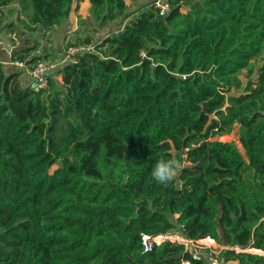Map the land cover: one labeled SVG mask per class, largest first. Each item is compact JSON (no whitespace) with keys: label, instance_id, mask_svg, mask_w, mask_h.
<instances>
[{"label":"trees","instance_id":"1","mask_svg":"<svg viewBox=\"0 0 264 264\" xmlns=\"http://www.w3.org/2000/svg\"><path fill=\"white\" fill-rule=\"evenodd\" d=\"M83 1L0 0V36L25 45L8 59L58 63L36 92L0 62V264H208L170 240L144 251L173 231L264 264V0H165L164 16L89 0L114 29L71 61L36 54L30 34ZM237 116L244 154L217 140ZM173 157L165 187L151 172Z\"/></svg>","mask_w":264,"mask_h":264},{"label":"rangeland","instance_id":"2","mask_svg":"<svg viewBox=\"0 0 264 264\" xmlns=\"http://www.w3.org/2000/svg\"><path fill=\"white\" fill-rule=\"evenodd\" d=\"M129 11H136L143 7L145 4H148L150 2L154 3H160L161 0H125ZM165 1V0H163ZM157 3V4H158ZM111 29V30H110ZM114 28H109V30L106 29H100L99 24L94 20V18L90 14V3L89 0H84L79 6L74 4L72 8L70 9L69 13H66L64 11V18L62 23L49 30V31H41L38 30L37 32L30 34L32 40L36 41L38 43L36 54H42L44 56L53 57L56 54V51H61V54H59V57H62V54L65 55V58L67 60L71 59L65 54V50H67V46L71 45L72 43L78 42V40L85 39L87 37L92 38L93 44H99L101 40L103 39V36L106 35L108 31H112ZM5 34H1L3 36ZM6 44V43H5ZM7 46H9L7 52H1L0 57L3 58L7 56L11 57L14 53V50L18 46H25L23 41L19 39H10L7 42ZM29 46H33L34 44H31ZM58 59V58H56ZM55 62L60 60H56ZM66 60V59H65ZM2 62L9 64L10 60L7 59ZM58 64V63H57ZM27 78V77H26ZM256 78V77H255ZM62 83V77L59 76L57 78ZM242 80L244 84H246L245 77H242ZM256 80V79H254ZM243 118L241 116L236 117V124L235 128L232 132V134L228 136H223L218 138L217 140H220L222 142H234L237 147L240 149V151L244 154V149L239 141V129L242 125ZM172 242H180L181 239H184L180 232L173 231L170 235H166ZM166 237V238H167ZM196 246L199 248H195L192 245H190L191 248L196 249L200 253H210L211 251L219 252L223 246L216 245V244H207V243H201L200 240L194 242ZM239 251V250H237ZM227 264H238L237 262H229Z\"/></svg>","mask_w":264,"mask_h":264},{"label":"built area","instance_id":"3","mask_svg":"<svg viewBox=\"0 0 264 264\" xmlns=\"http://www.w3.org/2000/svg\"><path fill=\"white\" fill-rule=\"evenodd\" d=\"M157 3H158V1H157ZM157 3H155V6H156V8L159 9L160 14L163 16L166 15L167 12L170 10V7H169V4L167 3V1L161 0L160 3H158V4ZM10 39H16V34L15 33H8V34H5L3 36H0V53L4 52V51L5 52L8 51L9 46H7V42ZM89 50H92V48L89 46H86V45H82L80 47H70L68 49V51H66V54L71 59L67 60V58H64L63 62L71 61L77 54H80L82 52H86ZM9 58H11V57H9ZM9 60H10V62H9L10 65L15 66L22 71V73H23L22 76L24 77L25 81L36 92L43 90V89H46L48 87L49 75L58 66L57 63L41 62L36 66L28 67L26 65V63H24V62L17 61V60L12 61L11 59H9ZM0 62H2V61L0 60ZM168 240H170V239L168 237L166 238V235L160 234V235L149 236V235L143 234L142 244L144 247V251L145 252L151 251L154 244L160 245L164 241H168ZM194 242L195 241L188 240V239L184 238V239H181V241L178 243L183 244L185 246V251L190 252L194 260H198V261L204 260L208 264H222V262L219 259L221 250H223V249H232L233 250L234 249V248L224 247L219 252L211 251L208 254L206 252L200 253L196 249L190 247V245H192L195 248H199L198 246L195 245ZM234 250H239V249L236 248ZM182 264H191V262L183 261Z\"/></svg>","mask_w":264,"mask_h":264},{"label":"clouds","instance_id":"4","mask_svg":"<svg viewBox=\"0 0 264 264\" xmlns=\"http://www.w3.org/2000/svg\"><path fill=\"white\" fill-rule=\"evenodd\" d=\"M183 168V162L175 157L160 159L153 167L151 175L158 184L167 187L178 179Z\"/></svg>","mask_w":264,"mask_h":264},{"label":"crops","instance_id":"5","mask_svg":"<svg viewBox=\"0 0 264 264\" xmlns=\"http://www.w3.org/2000/svg\"><path fill=\"white\" fill-rule=\"evenodd\" d=\"M2 59H8V58H7V56H6V57H4V56H3V58H2V57H0V60H2Z\"/></svg>","mask_w":264,"mask_h":264},{"label":"water","instance_id":"6","mask_svg":"<svg viewBox=\"0 0 264 264\" xmlns=\"http://www.w3.org/2000/svg\"><path fill=\"white\" fill-rule=\"evenodd\" d=\"M245 252H248V251H245ZM257 254V253H256Z\"/></svg>","mask_w":264,"mask_h":264},{"label":"bare ground","instance_id":"7","mask_svg":"<svg viewBox=\"0 0 264 264\" xmlns=\"http://www.w3.org/2000/svg\"><path fill=\"white\" fill-rule=\"evenodd\" d=\"M167 237V236H166Z\"/></svg>","mask_w":264,"mask_h":264}]
</instances>
